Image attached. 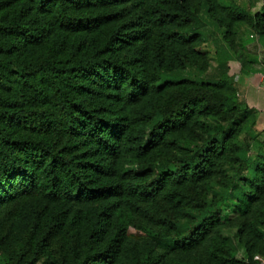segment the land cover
Segmentation results:
<instances>
[{"label":"trees","instance_id":"obj_1","mask_svg":"<svg viewBox=\"0 0 264 264\" xmlns=\"http://www.w3.org/2000/svg\"><path fill=\"white\" fill-rule=\"evenodd\" d=\"M201 1L0 0V264H264L259 112L230 74L256 72L237 41H264V0Z\"/></svg>","mask_w":264,"mask_h":264},{"label":"rangeland","instance_id":"obj_2","mask_svg":"<svg viewBox=\"0 0 264 264\" xmlns=\"http://www.w3.org/2000/svg\"><path fill=\"white\" fill-rule=\"evenodd\" d=\"M236 3L239 5L243 6L244 8L248 9L251 13L259 11L261 7V0H235ZM201 0H196V4L200 7L201 5ZM231 3V0H221L217 2L218 6L216 7H227ZM220 5V6H219ZM220 8H216L215 15L218 17H225L226 14L222 10H219ZM222 9V8H221ZM205 19V15L203 16ZM205 34L207 36L206 41L204 42L202 46V50L204 51H209L213 56L215 55V48L214 44L218 41H221L220 39L222 38V35L220 32H218L215 27L212 24H209L205 29ZM252 32L248 30V28H244L242 30V37H241V42L237 41L238 44L241 46V44L245 45L246 52L248 54V58H257L258 63L254 66L255 69L258 71H261L260 75H255L253 74H247L246 70H243V68L240 66L239 63H231L230 64V74L235 77V81L239 84H245L246 86H256L259 88H264V51L261 46H258L257 43L255 42L254 44H249L248 42L246 43V39H250V35ZM256 39V36L254 37ZM253 38V39H254ZM218 73V67L215 62L212 61V66L209 69V71L205 74H200L197 72H192V71H187L185 73L180 74L181 77L184 78H189L193 80H199V79H204V80H214L217 76ZM245 100V95L243 97ZM253 105V103H250ZM261 114L258 117L259 119L257 120V125L255 129L254 134H260V138L257 141L252 140L251 138L253 137V133H248L243 136V145L244 149L247 152V158L248 159H253L257 155L258 147L260 144L264 143V112L260 111ZM126 170L130 169V167L125 164ZM241 171V170H240ZM239 171V172H240ZM223 211H225L224 214L229 213L232 218L236 217V214L226 205V203H220ZM223 233L225 235H231L233 237V243L237 244L236 238H234V233L231 230H224ZM131 240H140L141 238L137 235H130L129 237ZM246 256L245 251L242 249H239L236 253V257L240 260ZM264 261V260H263Z\"/></svg>","mask_w":264,"mask_h":264},{"label":"crops","instance_id":"obj_3","mask_svg":"<svg viewBox=\"0 0 264 264\" xmlns=\"http://www.w3.org/2000/svg\"><path fill=\"white\" fill-rule=\"evenodd\" d=\"M247 42L249 44H252V43L254 44L256 42L257 45L261 46L263 51H264V41H261L258 36H256V39L255 38L254 39H246V43ZM254 74L260 75L261 71L256 70V72H254ZM239 85L241 86V94L243 96L245 95V98H246L245 101L247 102V104L251 108L256 109L259 112V116H260V114H261L260 111L264 112V88H259V87H256L254 85L253 86H246L245 84H241V83H239ZM250 103H253V105H251Z\"/></svg>","mask_w":264,"mask_h":264}]
</instances>
